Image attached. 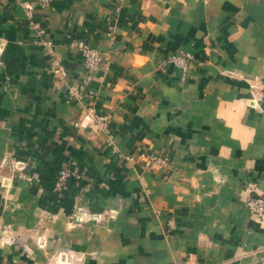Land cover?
I'll return each instance as SVG.
<instances>
[{"label": "crops", "instance_id": "0c3cea01", "mask_svg": "<svg viewBox=\"0 0 264 264\" xmlns=\"http://www.w3.org/2000/svg\"><path fill=\"white\" fill-rule=\"evenodd\" d=\"M261 74L264 0H54L32 18L0 0V264H264L246 204L249 184L264 191ZM89 105L112 115V143L75 127ZM61 167L77 176L57 191Z\"/></svg>", "mask_w": 264, "mask_h": 264}, {"label": "built area", "instance_id": "2783aa9c", "mask_svg": "<svg viewBox=\"0 0 264 264\" xmlns=\"http://www.w3.org/2000/svg\"><path fill=\"white\" fill-rule=\"evenodd\" d=\"M26 10L27 14L32 18L34 11L36 8H46L48 7L54 0H17ZM38 35L41 38V43L46 50H50L52 47V43L45 39L46 31L45 29L38 27ZM71 46L75 49V51L80 55L83 60L84 66L88 71H94L100 68L105 62L104 54L91 47L88 43H86L82 39H76L72 42ZM192 56L190 54L179 53L172 56L168 62L176 64L182 67L185 71L189 67V62L191 61ZM54 72L61 77L63 80L69 79L68 71L58 62L54 64ZM260 81L259 77H256L255 82L258 83ZM257 85V84H256ZM71 92L75 95L78 94V89L74 85H70ZM111 114H101L96 110L93 106H87L84 108L81 117L75 121V127L96 132L105 133L108 136L109 141L112 143L114 136L111 131ZM141 158L144 160L147 167L157 169V168H166L169 164V159L166 156H153V155H141ZM127 160L129 162H135V156H128ZM15 170L19 171L18 167H15ZM77 175L67 167H61L56 179L55 188L57 191H61L65 189L72 178H75ZM26 180L30 183L34 182L33 176H27ZM97 219L99 216H95ZM78 223H85L90 220V216L86 214H82L75 217ZM170 226H173V223H170ZM55 264H67L60 262L57 258Z\"/></svg>", "mask_w": 264, "mask_h": 264}, {"label": "rangeland", "instance_id": "374dc122", "mask_svg": "<svg viewBox=\"0 0 264 264\" xmlns=\"http://www.w3.org/2000/svg\"><path fill=\"white\" fill-rule=\"evenodd\" d=\"M256 77L260 78V81H258V83L255 82ZM249 86H250V91H251V99H250L251 107L264 113V108L261 105V102H264V74L255 75L250 81ZM153 156H156V155H153ZM145 167L148 170H155L153 168L147 167L146 164H145ZM247 193L248 195L246 199V204L250 210L251 218L253 220H256L258 223L264 224V191L261 190L258 185L249 184L247 186ZM98 216L100 217L98 219H102L101 214H99ZM170 223H173V222H170Z\"/></svg>", "mask_w": 264, "mask_h": 264}]
</instances>
